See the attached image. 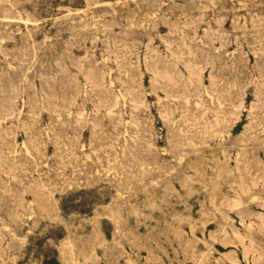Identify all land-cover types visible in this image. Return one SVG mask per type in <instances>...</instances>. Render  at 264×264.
I'll list each match as a JSON object with an SVG mask.
<instances>
[{
    "label": "rangeland",
    "instance_id": "rangeland-1",
    "mask_svg": "<svg viewBox=\"0 0 264 264\" xmlns=\"http://www.w3.org/2000/svg\"><path fill=\"white\" fill-rule=\"evenodd\" d=\"M0 40V264H264V0H0Z\"/></svg>",
    "mask_w": 264,
    "mask_h": 264
},
{
    "label": "bare ground",
    "instance_id": "bare-ground-1",
    "mask_svg": "<svg viewBox=\"0 0 264 264\" xmlns=\"http://www.w3.org/2000/svg\"><path fill=\"white\" fill-rule=\"evenodd\" d=\"M119 1V0H118ZM8 19V18H7ZM4 40V39H3ZM92 40V39H91ZM1 41V40H0ZM165 42V41H164ZM184 43V42H183ZM188 47V46H187ZM165 48H167L166 46H165ZM155 50V49H154ZM153 50V51H154ZM168 51H169V49H168ZM81 58V57H80ZM79 59V58H78ZM79 62V61H78ZM116 67V66H115ZM196 67V66H195ZM201 67V66H200ZM86 79H87V77H86ZM115 96H117V94H115ZM171 97V96H170ZM172 98H174L173 96H172ZM115 99V101H116V97L114 98ZM186 100V101H188L186 98H183V100ZM216 99V98H215ZM158 100H159V98H158ZM90 102V101H89ZM134 102V101H133ZM156 102H158V101H156ZM217 102H219V100L217 101ZM194 103H198L196 100H194ZM115 104H117V103H115ZM201 104V103H200ZM219 104V103H218ZM143 105V104H142ZM197 106V105H196ZM203 106V105H202ZM113 107H114V105H113ZM234 109H236V107L234 108ZM108 110V109H107ZM106 110V111H107ZM97 111H99V110H97ZM109 111V110H108ZM107 111V112H108ZM203 111H204V109H203ZM215 111V110H214ZM84 112V111H83ZM114 112V111H113ZM111 113H112V111H111ZM231 113V112H230ZM161 114V113H160ZM162 114H164V113H162ZM203 114V113H202ZM79 115V114H78ZM165 115H168V114H166L165 113ZM80 116V115H79ZM162 117V116H161ZM163 118H165V117H163ZM215 118V117H214ZM167 120V119H166ZM196 120V119H195ZM217 121V120H216ZM93 129V128H92ZM111 144V143H110ZM112 145V144H111ZM19 147V146H18ZM240 150V149H239ZM239 152V151H238ZM107 154V153H106ZM228 173V172H227ZM252 177V176H251ZM259 179V178H258ZM241 182H242V180H241ZM232 183V182H231ZM228 185V184H227ZM230 186V185H229ZM236 193V192H235ZM236 198H238V197H236ZM264 199V198H263ZM229 200V199H228ZM232 200V199H231ZM234 200V199H233ZM232 202V201H231ZM128 203V202H127ZM240 204V203H239ZM257 204V203H256ZM258 218H260V217H258ZM257 219V218H256ZM201 222V221H200ZM116 223V222H115ZM190 232V231H189ZM245 236V235H244ZM245 239V238H244ZM130 250V249H129ZM199 260V259H198ZM228 261V260H227Z\"/></svg>",
    "mask_w": 264,
    "mask_h": 264
}]
</instances>
